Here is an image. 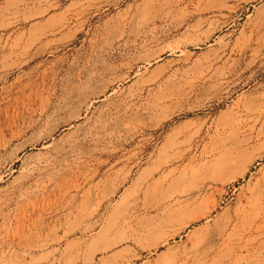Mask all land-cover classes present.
Returning a JSON list of instances; mask_svg holds the SVG:
<instances>
[{
    "label": "rangeland",
    "instance_id": "1",
    "mask_svg": "<svg viewBox=\"0 0 264 264\" xmlns=\"http://www.w3.org/2000/svg\"><path fill=\"white\" fill-rule=\"evenodd\" d=\"M211 262L264 264V0H0V264Z\"/></svg>",
    "mask_w": 264,
    "mask_h": 264
},
{
    "label": "bare ground",
    "instance_id": "2",
    "mask_svg": "<svg viewBox=\"0 0 264 264\" xmlns=\"http://www.w3.org/2000/svg\"><path fill=\"white\" fill-rule=\"evenodd\" d=\"M3 146H4V145H3ZM226 161H227V160H226ZM226 161H225V162H226ZM223 166H224V165H223ZM259 193H260V192H259ZM257 195H258V194H257ZM257 204H258V203H257ZM257 204H255V205L257 206ZM184 206H185V205H184ZM184 206H183L182 208H184ZM262 206H263V205H262ZM254 207H255V206H254ZM182 208H180L179 210H181ZM259 208H260V206H259ZM262 208H263V207H262ZM255 209H256V207H255ZM182 210H183V209H182ZM182 210H181V211H182ZM209 211H210V210H209ZM254 211H255V210H254ZM257 211H258V209L256 210V212H257ZM184 212H185V211H184ZM205 212H206V211H205ZM251 212H252V210H251ZM206 214H207V213H206ZM255 214H256V213H255ZM253 215H254V214H253ZM253 215H252V216H253ZM165 216H166V215H165ZM165 216H164V217H165ZM250 216H251V215H250ZM250 216H249V217H250ZM167 217H168V216H167ZM244 217H245V216H244ZM244 217H243V218H244ZM247 217H248V216H247ZM172 218H173V216H172ZM252 219H253V218H252ZM252 219H251V220H252ZM161 220H163V218H162ZM173 220H174V219H173ZM190 220H192V219H190ZM164 221H165V220H164ZM187 221H188V220H187ZM248 222H249V221H248ZM186 223H187V222H186ZM242 223H243V222H242ZM251 223H252V222H251ZM159 224H160V223H159ZM243 225H244V224H243ZM248 225H249V224H248ZM222 226H223V225H222ZM258 226H259V225H258ZM219 227H220V226H219ZM219 227H218V228H219ZM242 227H243V226H242ZM216 228H217V227H216ZM221 229H222V228H221ZM234 229H235V227H234ZM241 232H242V231H240V234H241ZM227 233H228V232H227ZM225 234H226V233H225ZM225 234H224V235H225ZM230 234H231V236H232V234H234V233H230ZM247 234H248V233H247ZM228 235H229V233H228ZM234 235H235V234H234ZM255 235H256V234H255ZM257 235H258V234H257ZM231 236H230V237H231ZM240 236H242V235H240ZM233 237H235V236H233ZM237 238H238V236H237ZM235 239H236V238H235ZM235 239H234L233 241H235ZM239 239H240V238H239ZM227 240L230 242L231 239H230V240L227 239ZM243 241H244V240H243ZM246 241H248V240H246ZM250 241H251V240H250ZM236 242H237V241H236ZM226 244H227V243H226ZM231 244H232V243H231ZM231 244H230V245H231ZM237 244H238V243H237ZM244 245H245V244H244ZM225 246H226V245H225ZM223 247H224V244H223ZM228 247H229V245H228ZM228 247H226V248H228ZM232 247H233V246H232ZM211 248H212V247H211ZM224 248H225V247H224ZM226 248H225V249H226ZM236 248H238V247H236ZM207 249H208V248H207ZM225 249H224V250H225ZM228 249H229V248H228ZM228 249H227V251H230V250H228ZM210 250H211V249H210ZM224 250H222V251H224ZM233 250H234V249H233ZM233 250H232V251H233ZM203 251H206V250L204 249ZM218 252H220V251H218ZM237 253H238V252H237ZM219 254H220V253H219ZM226 254H227V253H226ZM229 254H230V253H229ZM203 255H204V254H203ZM227 255H228V254H227ZM236 255H237V254H236ZM201 256H202V255H201ZM205 256H207V255H205ZM229 256H230V255H229ZM231 256H232V255H231ZM202 257H203V256H202ZM232 257H233V256H232ZM224 258H225V257H224ZM230 258H231V257H230ZM200 260H201V259H200ZM202 260H203V259H202ZM210 260H211V257H210ZM215 260H216V259H215ZM215 260H214V261H215ZM226 262H227V261H226ZM211 263H212V262H211ZM224 263H225V262H224ZM197 264H198V263H197ZM212 264H213V263H212Z\"/></svg>",
    "mask_w": 264,
    "mask_h": 264
}]
</instances>
